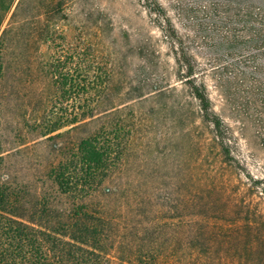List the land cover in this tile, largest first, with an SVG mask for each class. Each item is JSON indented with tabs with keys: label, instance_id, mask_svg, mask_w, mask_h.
Here are the masks:
<instances>
[{
	"label": "trees",
	"instance_id": "16d2710c",
	"mask_svg": "<svg viewBox=\"0 0 264 264\" xmlns=\"http://www.w3.org/2000/svg\"><path fill=\"white\" fill-rule=\"evenodd\" d=\"M32 2L0 0V264H160L170 246L162 238L174 245L181 234L195 264H263L250 223L224 233L203 219L162 217L153 191L123 185L118 171L140 130L129 102L157 88L143 93L141 84L126 96L111 57L63 54L65 29L75 26L60 25L66 0ZM252 7L264 9V0H244V16ZM164 32L175 77L228 156L229 130L196 59L169 20ZM212 79L230 105L237 78ZM195 196L194 212L208 214L213 206Z\"/></svg>",
	"mask_w": 264,
	"mask_h": 264
},
{
	"label": "rangeland",
	"instance_id": "374dc122",
	"mask_svg": "<svg viewBox=\"0 0 264 264\" xmlns=\"http://www.w3.org/2000/svg\"><path fill=\"white\" fill-rule=\"evenodd\" d=\"M32 1L36 9L38 0ZM243 1L66 0L60 25L75 26L65 29L61 49L66 56L89 49L96 57H111L126 96L135 95L141 84L143 93L157 88L129 102L140 130L118 171L123 185L153 191L152 203L162 217L203 219L224 233L250 223L246 230L258 241L264 264V9L252 7L246 17ZM168 20L196 59L197 75L229 130L228 156L175 77L164 36ZM215 73L238 80L230 105L212 79ZM195 193L213 206L205 209L208 214L194 212ZM175 239L173 245V237L162 238L170 246L161 250L160 264H195L194 251L185 244L190 239L182 234Z\"/></svg>",
	"mask_w": 264,
	"mask_h": 264
}]
</instances>
